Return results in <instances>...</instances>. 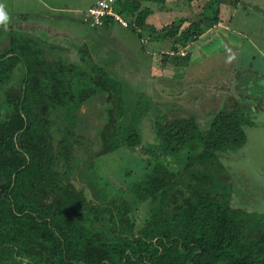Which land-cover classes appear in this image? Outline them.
I'll return each instance as SVG.
<instances>
[{"label":"trees","instance_id":"1","mask_svg":"<svg viewBox=\"0 0 264 264\" xmlns=\"http://www.w3.org/2000/svg\"><path fill=\"white\" fill-rule=\"evenodd\" d=\"M167 1L152 0L155 9L118 0V11L139 32ZM226 2L202 0L197 20H175L155 40L172 42L178 53L222 21ZM8 32L0 50V264H264V214L232 207L233 185L219 159L246 146L251 115L263 111L255 82L225 91V108L206 131L188 114L156 119L157 150L185 157L186 167L174 172L155 161L137 192L141 200L167 198L150 229L134 236L123 222L133 212L127 201L96 203L72 179L77 148L93 159L142 143L137 120L126 119L123 86L87 43L77 44L75 63L47 38L12 26ZM100 96L108 106L97 152L80 133V110Z\"/></svg>","mask_w":264,"mask_h":264},{"label":"rangeland","instance_id":"2","mask_svg":"<svg viewBox=\"0 0 264 264\" xmlns=\"http://www.w3.org/2000/svg\"><path fill=\"white\" fill-rule=\"evenodd\" d=\"M95 2L97 0H0V7L8 15L7 24L0 26L9 29L12 26L15 30L22 28L43 38L42 41L49 37L45 29L63 32L62 39L65 35L66 38L76 37L75 41L67 39V45L54 42L55 47L65 46V52H62L64 58L75 63L80 62L77 44L87 41V45L95 52L97 62L107 64V68L112 70L111 75L123 86V101L128 113L126 119L137 120L135 126L141 133L142 143L134 149L122 148L93 159L82 148H77L72 179L96 203L120 199L127 201L133 212L123 222L131 229L132 235L139 236L150 229L153 214L167 198L166 192L154 199L141 200L137 192L140 185L145 184L146 175L151 172L155 161L161 158L174 172L186 167L185 157L174 160L162 156L157 150L154 134L156 119L162 115L173 118L188 114L206 131L215 114L225 108L227 99L224 92L228 90L231 76L224 75H228L229 69L234 67L240 74V85L255 82L252 91L261 90L264 95V57L261 55L264 53V19L248 5H241L235 11L238 4L227 0L229 13H233L226 15L224 21L230 26V35L235 39L223 44L222 37H218L209 47L200 49L201 53L194 52L191 55L193 63L189 58L186 64L183 58L187 54L183 56L182 50L173 53L172 42L161 43L154 38L158 33L161 36L167 33L165 24L168 22L161 25L160 22H153L154 17H150V29L140 34L132 24L124 28L117 22L110 27L103 25L91 28L86 13ZM142 3L143 7L147 5L155 8V4L149 1L142 0ZM195 8L190 17L192 20L199 18L200 10ZM124 18L132 23L130 19ZM9 33L0 28V50L7 43ZM102 57L106 58V62ZM211 72L214 77H211ZM152 73L157 75L150 79ZM217 76L219 79L215 80ZM211 82L214 83V91H210ZM195 84L204 85L200 89ZM106 100L105 96H100L80 110L83 115L80 133L94 141L93 148L97 152L102 150L98 135L105 125ZM262 107L263 111L251 115L255 125L245 128L248 137L246 146L237 152L222 154L219 159L225 167L224 174L233 185L232 207L264 214ZM151 149H156V152L150 153ZM110 237L115 239L113 235Z\"/></svg>","mask_w":264,"mask_h":264},{"label":"crops","instance_id":"3","mask_svg":"<svg viewBox=\"0 0 264 264\" xmlns=\"http://www.w3.org/2000/svg\"><path fill=\"white\" fill-rule=\"evenodd\" d=\"M148 1L152 3V0L151 1L148 0ZM173 1H175L176 3L173 2ZM201 1L202 0H168L167 3H166L167 4L166 5V10H164L162 12H158L156 10L155 14H153L151 17H152V19H153V17L155 18L153 22H160L161 25H163V22H166V23L168 22L167 24H165V26H168L172 22L177 20V19H174L176 17H178L179 19L185 18L187 16L191 17L192 13L194 12L195 7L199 6V5H195V4L196 3H201ZM95 4H96V2L94 4H92L91 6H93ZM241 5H248L250 7H253L257 11V14H259V16L264 19V0H241L238 3V5L236 6L235 11L237 10V7H240ZM228 7L229 6L227 5V2L223 4V6H222V21L218 25H215L212 29H210L208 32H206L198 40L194 41L192 44H190L186 48L182 49V52L187 54V57L191 59L192 63H193V61H192V56L191 55L194 52H196V51H199L201 53L202 51L200 49L209 47L210 45H212L216 41V39L218 37H220V36L222 37L220 39L222 40L223 44L230 43L231 41H233V39H235L232 35H230V33H232L230 26H228V24H226L225 21H224V17L226 15L229 16V14L233 13V12L229 13ZM155 9H156V6H155ZM147 23H151V18H149ZM0 25H2V24H0ZM3 30L4 31H9L10 29L4 27ZM44 32L48 33L49 37H47V39L52 44H55L54 42H59V43H64V45H65L66 44L65 41L67 39H73V41H75V38H76V37L66 38V35L63 34L65 36H64V39H62L61 37H62V33L63 32H61V31H59L57 29H55V30H46L45 29ZM141 32H142V30H139V33H141ZM85 43H87V41H83L82 42V44H85ZM60 47H62L64 49L66 48L65 46H60ZM261 55L264 57V53H262ZM229 70H231V71L228 72L229 74L228 75H224L225 77L226 76H229V77L231 76V78H230L231 80H229L230 83H229L228 90L230 88H235L236 86L240 85V82L238 81V77L240 75L239 72H238V69L236 67H234L233 69H229ZM259 71H260L259 73H262L261 70H259ZM141 72L139 71V74H142ZM210 75H211V77H214V76H212V72L210 73ZM150 79H153V73L150 75ZM217 79H219L218 76L215 77V80H217ZM203 85L195 84V86H199L198 88H200V89L202 88ZM209 85H210V83H209ZM210 87H211L210 91H214V89H215L214 83L211 82V86ZM242 88L243 89L246 88V84H244V85L242 84ZM262 102H263L262 104L264 105V100Z\"/></svg>","mask_w":264,"mask_h":264},{"label":"built area","instance_id":"4","mask_svg":"<svg viewBox=\"0 0 264 264\" xmlns=\"http://www.w3.org/2000/svg\"><path fill=\"white\" fill-rule=\"evenodd\" d=\"M86 15L92 28L103 26L106 19H112L124 28H129L131 24L118 11V0H98L95 5L89 7Z\"/></svg>","mask_w":264,"mask_h":264},{"label":"clouds","instance_id":"5","mask_svg":"<svg viewBox=\"0 0 264 264\" xmlns=\"http://www.w3.org/2000/svg\"><path fill=\"white\" fill-rule=\"evenodd\" d=\"M7 21H8V15L3 10V8L0 7V24H7Z\"/></svg>","mask_w":264,"mask_h":264}]
</instances>
